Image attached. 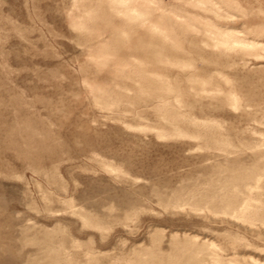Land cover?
Listing matches in <instances>:
<instances>
[{"label": "rangeland", "instance_id": "obj_1", "mask_svg": "<svg viewBox=\"0 0 264 264\" xmlns=\"http://www.w3.org/2000/svg\"><path fill=\"white\" fill-rule=\"evenodd\" d=\"M0 264H264V0H0Z\"/></svg>", "mask_w": 264, "mask_h": 264}, {"label": "bare ground", "instance_id": "obj_2", "mask_svg": "<svg viewBox=\"0 0 264 264\" xmlns=\"http://www.w3.org/2000/svg\"><path fill=\"white\" fill-rule=\"evenodd\" d=\"M225 44H229V43H226V42H225Z\"/></svg>", "mask_w": 264, "mask_h": 264}]
</instances>
